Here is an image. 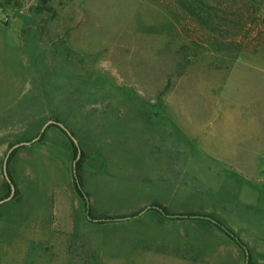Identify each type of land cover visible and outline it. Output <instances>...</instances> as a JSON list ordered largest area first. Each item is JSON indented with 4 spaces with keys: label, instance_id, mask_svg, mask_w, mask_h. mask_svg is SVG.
Returning a JSON list of instances; mask_svg holds the SVG:
<instances>
[{
    "label": "rangeland",
    "instance_id": "1",
    "mask_svg": "<svg viewBox=\"0 0 264 264\" xmlns=\"http://www.w3.org/2000/svg\"><path fill=\"white\" fill-rule=\"evenodd\" d=\"M50 121L0 264H264V0H0V201Z\"/></svg>",
    "mask_w": 264,
    "mask_h": 264
},
{
    "label": "water",
    "instance_id": "2",
    "mask_svg": "<svg viewBox=\"0 0 264 264\" xmlns=\"http://www.w3.org/2000/svg\"><path fill=\"white\" fill-rule=\"evenodd\" d=\"M51 126H58V127L61 128L64 132H66V134L72 139V141L74 142V144L76 145V147H77V149H78V156H77V160H76L75 165H74V167H75V178H76V180L78 181L77 165H78V162L81 161L82 156H83V153H82L81 147H80V145H79V142H78V140L76 139V137L72 134V132H71V131H70V130H69L64 124L59 123V122H57V121H50V122H48V123L44 126V128H43L41 134H40L36 139H34V140L31 141V142H24V143L17 144V145L13 146V147L10 149V151H9V153H8V155H7V158H6V160H5V163H4V176H5L6 180H7V182L9 183V185L11 186V195H10V197H8V198L3 199V200L0 201V207H1L2 205H4V204L10 202V201L14 198V196H15V194H16V186L13 184V182H12L10 176H9V171H8V165H9V160H10L11 155H12L16 150H18V149H20V148H22V147H25V146H31L32 144L38 142V141L42 138V136L45 134V132L47 131V129H48L49 127H51ZM94 158H95V159H98V160L101 162L102 167H101L100 169H96V170H95V169H91V172H94V173H101V172H103L104 169H105V160H104V158L101 157V156H99V155L94 156ZM78 183H79V182H78ZM151 209H152V207L147 208L145 211H143L139 216H137V217H135V218H138V217L143 216L145 213H147V212H148L149 210H151ZM129 219H130V218H127V219H121V220H119V221L129 220ZM213 222H214L215 224L219 225L218 222H216V221H213ZM223 228L226 230L225 227H223Z\"/></svg>",
    "mask_w": 264,
    "mask_h": 264
},
{
    "label": "trees",
    "instance_id": "3",
    "mask_svg": "<svg viewBox=\"0 0 264 264\" xmlns=\"http://www.w3.org/2000/svg\"><path fill=\"white\" fill-rule=\"evenodd\" d=\"M184 8L188 11V13L191 15V16H194L195 18H197L198 17V19L201 21V23L202 24H206V20L205 19H203L202 17H200V16H198L197 15V13H196V11H194V10H192V9H190L189 7H186L185 5H184ZM53 127V126H52ZM56 127H58V126H56ZM61 129V128H60ZM62 130V129H61ZM63 131V130H62ZM64 132V131H63ZM65 134H66V132H64ZM67 135V134H66ZM68 136V135H67ZM69 137V136H68ZM69 139L72 141V139L69 137ZM72 143L74 144V142L72 141ZM74 146H75V149L78 151V149H77V147H76V145L74 144ZM78 166H79V164H78ZM10 176V175H9ZM12 180V179H11ZM78 182V181H77ZM14 184V183H13ZM8 186L11 188V186L9 185V183H8ZM77 191H78V193H79V195L81 196V197H85V195H84V193H83V190H82V188H81V186H80V184L78 183L77 184ZM10 197V196H9Z\"/></svg>",
    "mask_w": 264,
    "mask_h": 264
}]
</instances>
